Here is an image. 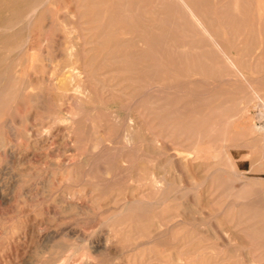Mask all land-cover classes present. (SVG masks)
<instances>
[{
    "label": "rangeland",
    "instance_id": "obj_1",
    "mask_svg": "<svg viewBox=\"0 0 264 264\" xmlns=\"http://www.w3.org/2000/svg\"><path fill=\"white\" fill-rule=\"evenodd\" d=\"M198 1L233 66L172 0L0 1V264H264V0Z\"/></svg>",
    "mask_w": 264,
    "mask_h": 264
},
{
    "label": "bare ground",
    "instance_id": "obj_2",
    "mask_svg": "<svg viewBox=\"0 0 264 264\" xmlns=\"http://www.w3.org/2000/svg\"><path fill=\"white\" fill-rule=\"evenodd\" d=\"M0 1H2V0H0ZM7 2H11V1H16V0H6ZM18 1H20V0H18ZM21 1H24L25 2V4H23L24 6H25V9L23 10V11H19V12H17L16 13V15H15V22H12L10 25H9V27H12V26H14V24H18L17 22H19V21H22V20H25V22H26V20H27V22L29 21V20H31V18L33 17V15L35 14V12L37 11V9L40 7V6H42V5H44L45 4V2H46V0H21ZM172 1H174L175 3H176V6H177V8H179L180 9V11L181 12H183V15L185 16V18H186V20H187V24H189V27H192V28H194V29H197V31H199L202 35H204L208 40H209V43H210V46L214 49H217L219 52H221L222 54H223V56H224V60H225V62H227V64H229V65H231V66H233L234 65V62L224 53V50H223V48L221 47V44H220V42L216 39V36H215V33H216V31L217 30H215V28H214V25L212 24L213 22L209 19V17H208V11L209 10H207V8L205 7V4H201L198 0H172ZM156 2V1H155ZM161 2V1H160ZM232 2H234V0H232ZM47 3V2H46ZM91 3V2H90ZM157 4V3H156ZM229 4H232V3H230L229 2ZM14 5H16V4H14ZM13 5V6H14ZM118 5V4H117ZM228 5V4H227ZM232 5H234V3L232 4ZM18 6V5H17ZM123 6V5H122ZM157 6H158V4H157ZM156 6V7H157ZM160 6V5H159ZM230 5H228L227 6V8L229 7ZM170 7V6H169ZM235 7V6H234ZM233 8V7H232ZM237 9V8H236ZM224 10H226L225 8H224ZM229 10H230V8H229ZM238 10V9H237ZM122 11H123V13L124 14H126L129 10H127L125 7L124 8H122ZM227 11V10H226ZM226 11H224L225 12V15L226 14H228V12H226ZM230 12H232L231 10H230ZM238 12H240V11H238ZM118 14V13H117ZM233 14V13H232ZM232 14H228L229 16H231ZM161 17H162V15H161ZM233 17V16H232ZM10 18H12V17H10ZM8 19H9V17H8ZM212 20H213V18H211ZM10 20V19H9ZM12 20V19H11ZM14 20V19H13ZM94 21H96V20H94ZM3 22H5V21H3ZM2 22V23H3ZM92 22V21H91ZM21 23V22H20ZM30 23V22H29ZM164 23H165V25H167V26H169L170 28H174L175 30H177V31H179V32H182L183 34H185V35H188V31L189 30H186L185 29V26H184V24H182V22L178 19V18H170V19H165L164 20ZM83 24H85V23H83ZM4 25V24H3ZM105 25H106V23H105ZM21 26V25H20ZM27 25H25V27H26ZM108 25H106V27H107ZM188 26V25H187ZM8 27V26H7ZM112 27V26H111ZM96 28V27H95ZM16 29V28H15ZM109 29V28H108ZM151 30H149V31H151V33L149 32V35L148 36H146L145 37V40H144V44H147V43H149L151 46L152 45H156V44H158V43H160V42H162V36L160 35V34H158L157 32H156V30H155V28H150ZM2 30V29H1ZM7 30V29H6ZM107 30V29H106ZM4 31V30H3ZM11 31H13V30H11ZM99 31V30H98ZM107 32V31H106ZM0 34H1V32H0ZM102 34V33H101ZM104 34H107V33H104ZM196 35V34H195ZM201 35V36H202ZM217 35V34H216ZM3 36V35H2ZM201 36H199V37H201ZM29 37V36H28ZM104 37V36H103ZM218 38V37H217ZM200 39V38H199ZM24 40H25V38H24ZM26 40H27V38H26ZM197 41H199L200 42V40H198L197 39ZM26 42V41H25ZM117 42V41H116ZM199 42H198V44H199ZM27 43V42H26ZM196 45H197V43H195ZM23 46V45H22ZM116 46V45H115ZM202 46V45H201ZM19 47H20V45H19ZM196 46L192 43V42H185V43H180V44H178V43H170V44H168V43H166L165 45H164V47H163V49L161 50L162 52H164L166 55H168V56H171V55H173L174 57H176L177 58V61L178 62H182V60H184L186 63V65H188V59H189V57L190 56H192L193 54H200V51L199 52H196L197 50H194V48H195ZM199 47V46H198ZM204 47V46H203ZM203 47H201L202 49H203ZM114 48V47H113ZM216 50V51H217ZM15 51V50H14ZM138 55V54H137ZM202 55V54H201ZM133 57H135L134 56V54H133ZM132 57V58H133ZM140 57V56H139ZM121 58V57H120ZM142 58V57H141ZM146 58H149V57H146ZM7 59V58H6ZM142 60H144V59H142ZM136 61V60H135ZM114 63H116L115 61H114ZM113 63V64H114ZM137 63V62H136ZM139 63V62H138ZM137 65H139V64H137ZM141 65V64H140ZM139 69V68H138ZM141 69V68H140ZM139 71H141V70H139ZM82 73H80V75H81ZM136 74L137 73H135V76H136ZM140 74V73H139ZM73 76V75H72ZM75 77H73V79H74ZM139 78V77H138ZM137 78V79H138ZM50 79V78H49ZM56 79V78H55ZM65 79H66V77H64L62 80H64L65 81ZM139 79H142V77H140ZM55 81V80H54ZM61 80H59V82H60ZM145 81V80H144ZM58 82V81H57ZM138 82H139V80H138ZM59 84V83H58ZM262 103V106H261V108L263 107L264 108V100H263V102H261ZM260 105V104H259ZM261 110V109H260ZM243 112L244 113H247V108H246V106L243 108ZM65 113H66V111H65ZM68 113V112H67ZM71 114H73V113H71ZM70 115V114H69ZM257 115H259V117H264V111L262 110V111H259L258 113H257ZM73 116V115H72ZM131 119V118H130ZM258 125V124H257ZM257 128H259V129H263L264 128V124H262L261 123V125H259V126H257ZM5 144L3 143V142H1V146H4ZM193 152H195L194 150H193ZM190 153V152H189ZM193 154V153H192ZM141 158V157H140ZM125 159V158H124ZM128 159V158H127ZM61 165V164H60ZM221 167V166H220ZM219 169V168H218ZM217 169V170H218ZM221 169V168H220ZM224 169V168H223ZM223 169H221V170H223ZM157 171V170H156ZM214 171V170H213ZM108 173V172H107ZM151 174L152 175H154V173L153 172H151ZM172 181V180H171ZM171 181H167L166 182V185L164 184V185H161V179H159V178H154L153 177V182H154V185H155V187H156V189L157 190H162L163 188H164V191H165V193L166 192H168V193H170V192H172V190H173V181L171 182ZM45 192V191H44ZM174 192V191H173ZM46 193V192H45ZM165 198V197H164ZM57 202L58 203H61L62 202V194H60V195H58L57 196ZM168 201V200H167ZM159 203V202H158ZM154 204V203H153ZM168 206H169V204H168ZM66 208H70V206H68V207H66ZM145 212V211H144ZM147 216V215H146ZM174 217V215L173 214H169L168 216H167V225H168V223H173L172 222V218ZM162 224V223H161ZM172 226H173V224H172ZM161 234V233H160ZM158 236V235H157ZM174 247V246H173ZM67 248V247H66ZM65 249V248H64ZM165 249V248H164Z\"/></svg>",
    "mask_w": 264,
    "mask_h": 264
}]
</instances>
